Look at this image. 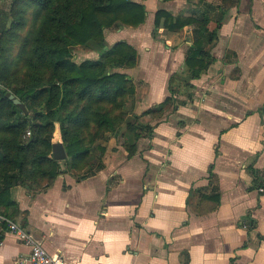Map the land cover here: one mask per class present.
<instances>
[{
	"label": "crops",
	"instance_id": "crops-1",
	"mask_svg": "<svg viewBox=\"0 0 264 264\" xmlns=\"http://www.w3.org/2000/svg\"><path fill=\"white\" fill-rule=\"evenodd\" d=\"M199 1L142 0L144 23L104 31L107 48L124 41L137 52L133 67L118 69L134 85L123 110L152 133L132 155L122 128L105 137L96 166L60 163L42 188L0 170V215L62 264H264V0H201L216 6L215 35L201 36L214 61L189 80L195 24L154 30V14L198 17ZM88 52L81 61L99 58ZM6 229L0 223V264H18L30 249Z\"/></svg>",
	"mask_w": 264,
	"mask_h": 264
},
{
	"label": "trees",
	"instance_id": "trees-1",
	"mask_svg": "<svg viewBox=\"0 0 264 264\" xmlns=\"http://www.w3.org/2000/svg\"><path fill=\"white\" fill-rule=\"evenodd\" d=\"M141 1L9 0L6 9L0 11V170L6 180H27L42 188L60 173V163L68 170L79 171L88 166L95 141L106 132L115 134L124 123L121 137L128 155L133 154L139 137L144 133L151 135L152 127L142 131L132 123L134 119L127 121L121 112L134 93V85L118 69L136 64V50L124 41L110 48L104 43V30L136 28L144 23L146 10ZM226 2L229 1L222 0ZM30 9L33 10L28 22ZM215 9L200 0L198 17L174 16L164 10L154 14V30L173 32L195 24L198 36L185 57L189 80L199 79L214 61L204 50L201 36L209 40L215 35L207 30L209 14ZM219 26L217 22L216 29ZM23 27L28 30L20 37ZM13 43L18 47L15 59H10ZM90 45L99 54L97 60H72L73 46ZM15 79L18 83L11 87ZM185 87L190 88L191 84L185 82ZM171 100L167 97L155 108L157 115ZM106 104L109 111L104 108ZM114 110L120 113L115 115ZM56 123L66 152L62 161L52 157L51 139ZM26 130L31 135L24 141Z\"/></svg>",
	"mask_w": 264,
	"mask_h": 264
},
{
	"label": "built area",
	"instance_id": "built-area-1",
	"mask_svg": "<svg viewBox=\"0 0 264 264\" xmlns=\"http://www.w3.org/2000/svg\"><path fill=\"white\" fill-rule=\"evenodd\" d=\"M30 135V131L26 130L22 139L26 141L29 139ZM259 191H263V189L260 188ZM0 223L5 224L7 228L6 231L14 235L30 249L27 258L25 260L19 259L18 264H24V262L28 264H62V257L60 255L49 254L38 240L15 222L0 215Z\"/></svg>",
	"mask_w": 264,
	"mask_h": 264
},
{
	"label": "rangeland",
	"instance_id": "rangeland-1",
	"mask_svg": "<svg viewBox=\"0 0 264 264\" xmlns=\"http://www.w3.org/2000/svg\"><path fill=\"white\" fill-rule=\"evenodd\" d=\"M226 5H227V2H226ZM33 9H30L29 10V12H28V14H27V20L30 18V16H31V11H32ZM28 22H29V20H28ZM6 26H7V24H6ZM27 30H28V27H23L22 29H21V35H20V37H24L25 35H26V32H27ZM105 31V30H104ZM13 45H14V51L13 52H10L9 53V58L10 59H15V57H16V50H17V44L16 43H13ZM93 46L92 45H90V46H73L72 48H71V55H72V60L74 61V62H76V63H79L81 60V58H80V55H82L84 52H86V53H89L88 51L89 50H93L94 51V49L95 48H93ZM95 52H96V50H95ZM16 80V81H15ZM14 81H13V83H12V85H11V87H13L15 84H17L18 83V79H15ZM10 87V88H11ZM9 88V89H10ZM8 92H10V90H7ZM128 99V98H127ZM126 103V102H125ZM125 105V104H124ZM124 105H123V107H122V110H121V112L123 113V116H126V113L124 112V110H123V108H124ZM104 108H106L108 111L110 110V108H109V104H106L105 106H104ZM120 113V110H114L113 111V114H115V115H118ZM124 120H125V117H124ZM126 120L127 121H130V120H128L127 119V117H126ZM122 128H125V123L124 124H122L120 127H118V130L115 132V133H118V132H120V130L122 129ZM114 133H108V132H106V133H104L103 134V137H102V139H98V140H96L95 141V143L93 144V149H92V152H91V154H90V156H89V158H88V163L91 161L92 163H93V167L94 166H96V164L98 163V156H99V154H102L103 152L101 151V149H104L103 148V146L101 145L102 144V142L104 141V139H105V137L107 136V135H113ZM56 136V137H55ZM56 138H58V140H60L61 141V137H60V133H59V129H58V125H57V123L55 124V128H54V131H53V134H52V139H51V141L52 140H54V139H56ZM62 142V141H61ZM62 161V160H61ZM64 169H67V167H64Z\"/></svg>",
	"mask_w": 264,
	"mask_h": 264
},
{
	"label": "water",
	"instance_id": "water-1",
	"mask_svg": "<svg viewBox=\"0 0 264 264\" xmlns=\"http://www.w3.org/2000/svg\"><path fill=\"white\" fill-rule=\"evenodd\" d=\"M15 102L22 110H24V106L21 103H19L17 100H15ZM52 157L55 160H63L66 158V152L62 142L52 143Z\"/></svg>",
	"mask_w": 264,
	"mask_h": 264
}]
</instances>
